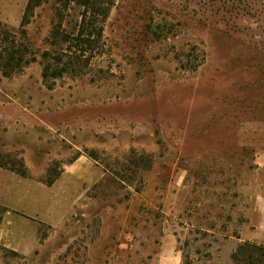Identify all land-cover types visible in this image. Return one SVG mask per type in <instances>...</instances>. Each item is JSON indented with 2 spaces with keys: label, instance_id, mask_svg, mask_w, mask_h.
<instances>
[{
  "label": "rangeland",
  "instance_id": "1",
  "mask_svg": "<svg viewBox=\"0 0 264 264\" xmlns=\"http://www.w3.org/2000/svg\"><path fill=\"white\" fill-rule=\"evenodd\" d=\"M114 1L84 75L53 90L42 54L56 49L57 13L70 32L81 8L48 0L26 36L0 27V70L14 47L10 81L26 102L0 119L11 205L24 189L15 177L48 186L85 151L106 170L86 195L38 191L50 208L23 193L17 205L59 216L37 234L1 202L0 264H238L242 244L264 247V0ZM83 128L99 148L74 146Z\"/></svg>",
  "mask_w": 264,
  "mask_h": 264
},
{
  "label": "trees",
  "instance_id": "2",
  "mask_svg": "<svg viewBox=\"0 0 264 264\" xmlns=\"http://www.w3.org/2000/svg\"><path fill=\"white\" fill-rule=\"evenodd\" d=\"M47 1L29 0L20 29L24 36L27 35L26 27L30 24L35 11ZM72 2L81 8L80 23L75 26L73 31L69 32L63 28L61 21L63 14L58 12L60 21L53 24L49 39L50 46L56 49L54 52L45 51L42 54L44 59L42 79L49 90L54 89L57 80L67 75L73 77L84 75L85 69L95 57L96 51L103 47L105 23L115 5L114 0H66L63 7L68 10ZM17 53L13 47L7 54L5 63L2 66L5 77H12L16 66L20 68L19 63L14 66ZM21 60V57L17 59V61ZM84 153L97 161L94 150L85 151ZM141 162H143V158L141 160L139 158L138 162L134 164L139 165ZM0 167L4 168L6 165L0 163ZM22 168H19L16 172L22 177H27L26 171ZM58 176L47 181L46 185L52 186ZM232 258L238 264H264V247L244 243L239 246Z\"/></svg>",
  "mask_w": 264,
  "mask_h": 264
},
{
  "label": "crops",
  "instance_id": "3",
  "mask_svg": "<svg viewBox=\"0 0 264 264\" xmlns=\"http://www.w3.org/2000/svg\"><path fill=\"white\" fill-rule=\"evenodd\" d=\"M28 2L29 0H0V27L2 29L5 28L10 31H20L23 16ZM32 19H34V17H32ZM30 25L31 22L28 26ZM10 78L11 77H5L3 75V72L0 70V116H2L0 119H5L8 114L6 113V111L12 102L15 104L17 103L18 106H23V108L26 105V102L23 101L22 98H19L14 94L18 90H20L19 86L21 84L19 83V81L11 82ZM76 100H78V106H87V104L83 103V98H78ZM40 120L42 121L43 119ZM91 136V129L88 128L84 130L83 128L82 130H78L77 133L72 135V143L74 142V146L77 147L86 146L91 148L93 147L94 149L99 148V142L97 141V139ZM91 139L94 140L92 141ZM105 176L106 170L104 166H102L96 160L88 157L86 154H79L76 159L73 160V162L63 167V171L55 180L54 184L50 187L43 186L40 183L32 181L30 179L15 177V180L18 181V183H20L22 187H24V189H18L16 191V194L13 195L14 205H11V189L9 187V183H7V181L6 183L4 182V179L10 180V175L5 173L0 167V185L2 189L0 203L2 202L4 206H7L11 209H14L15 207H17L18 209H24L26 214H23V218L18 216V219H16V217H13V220H16L19 228L28 223L29 225L34 224V227L31 225L30 226L34 228V232L35 234H37L39 232L41 224H49L50 222L57 221L59 218L58 215H53L52 217H50L51 220H47L46 216L48 212L39 208V203L45 204V208L46 205L50 208L51 198H42L39 195L38 191L44 189L49 195L55 198L54 200L60 197L59 201H64V199H71L73 196H77L78 194L86 195L92 187L96 186L98 183L104 180ZM22 190H24L25 192H23ZM26 192L33 194V197H31L33 199H35V196L38 197L40 202H36V205H31L30 201V205L26 207L25 205L27 203V200L26 196H24L23 194ZM19 200L21 201V203L25 202V205H17V202H19ZM56 201L53 202L55 203ZM7 218L8 217L5 214L2 221L4 224L10 221L9 219L7 221ZM18 232L22 235L26 234V231H22L21 229H18Z\"/></svg>",
  "mask_w": 264,
  "mask_h": 264
}]
</instances>
